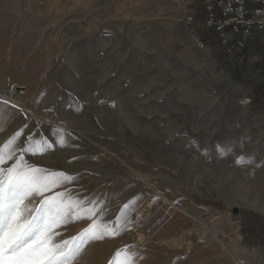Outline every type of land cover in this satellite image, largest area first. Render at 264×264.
<instances>
[{"label":"rangeland","instance_id":"374dc122","mask_svg":"<svg viewBox=\"0 0 264 264\" xmlns=\"http://www.w3.org/2000/svg\"><path fill=\"white\" fill-rule=\"evenodd\" d=\"M67 1L46 0L43 16L31 6L27 31H18L15 6L1 21L0 144L18 130L21 148L29 135L63 134L65 146L29 163L77 176L67 187L104 202L102 223L130 221L118 236L84 245L73 264H109L125 246L133 264H264V249L241 234L249 213L264 216V114L253 99L239 105L264 84L259 37L245 49L249 73L234 77L215 40L197 47L188 30L149 17L151 6ZM102 28L113 37H99ZM148 201L157 208L138 219ZM90 222L61 226L57 239L71 240Z\"/></svg>","mask_w":264,"mask_h":264},{"label":"snow or ice","instance_id":"6c2138e0","mask_svg":"<svg viewBox=\"0 0 264 264\" xmlns=\"http://www.w3.org/2000/svg\"><path fill=\"white\" fill-rule=\"evenodd\" d=\"M22 135L18 130L0 144V264H73L88 242L118 236L130 223L126 217L102 223L104 202L80 199L67 187L77 176L38 167L26 158L65 146L64 135L58 134L54 141L29 135L21 148L17 144ZM243 161L241 156L236 162ZM37 197L39 203L33 204ZM128 207L125 204L122 212ZM82 219L91 222L77 236L57 239L58 228ZM134 255L125 246L109 264H133Z\"/></svg>","mask_w":264,"mask_h":264},{"label":"built area","instance_id":"2783aa9c","mask_svg":"<svg viewBox=\"0 0 264 264\" xmlns=\"http://www.w3.org/2000/svg\"><path fill=\"white\" fill-rule=\"evenodd\" d=\"M204 10L202 21L194 20V12L190 11L183 20L188 25H193L201 31L211 32L217 39L221 54L229 64L243 63L244 50L247 44L259 37L261 54H264V0H201ZM99 37L111 39L113 32L102 28ZM195 45L204 48L202 37L194 39ZM252 98L243 95L239 99L242 108H249ZM71 106L67 105L66 109ZM157 204L152 201L145 202L137 210L136 217L146 220L155 211Z\"/></svg>","mask_w":264,"mask_h":264},{"label":"crops","instance_id":"0c3cea01","mask_svg":"<svg viewBox=\"0 0 264 264\" xmlns=\"http://www.w3.org/2000/svg\"><path fill=\"white\" fill-rule=\"evenodd\" d=\"M45 1L46 0H0V25H1V21L6 19L7 11L10 8H12V6L13 7L15 6V8H19L18 12L20 13L16 17L17 23L19 25L18 31L19 32L20 31L23 32L24 30L27 31L28 29H30V26L28 24H29V20L31 19L30 18L31 6H37L38 16H41V15L43 16V14L40 13V11H41V8L43 6H46ZM201 4H202L201 0H137L136 6H147V7L151 6L154 8V12L150 13L151 16H149V17H156V16L161 17V16H163L164 19L166 20L165 23L171 25L174 30L182 31V29H184L185 31H187L190 29L188 24H186V22L183 21L182 19L179 22H175V18L177 16H180L181 18H183L186 14H188L190 11H192V12H194V20L196 22L202 21V19L204 17V10H203V7ZM17 6H19V7H17ZM65 6H68L67 0H65ZM38 9H40V11H38ZM44 15H45V13H44ZM121 16L122 15H120V14H115L113 19L120 18ZM22 25H25V26L21 27ZM2 29H6V28L3 27ZM0 31H1V27H0ZM199 31H200L201 35L204 36V39L207 38V40H209L211 38L212 40H215L217 42V39L212 35L211 32H208V31L203 32L201 30H199ZM4 33H5V30H4ZM188 33L193 38V41H194V39L197 37V34L195 32L194 33L191 32L190 30ZM2 38L0 37V44H2L4 41V38L3 39ZM16 41H17V43L19 42V40H16ZM205 44L207 45L206 42H205ZM249 44H252V41H250L247 44L246 48L249 46ZM22 47L25 48L23 43H22ZM243 53H244V55L246 54L245 50ZM244 60H243V62H244ZM237 65L243 66V63H239ZM237 65H235V66H237ZM244 69L246 72L245 74L249 73L250 68H247L244 66ZM242 76H244V75H242ZM260 208H262V209H259V211L258 210L257 211L260 214L264 215V212H263L264 207L262 206Z\"/></svg>","mask_w":264,"mask_h":264},{"label":"trees","instance_id":"16d2710c","mask_svg":"<svg viewBox=\"0 0 264 264\" xmlns=\"http://www.w3.org/2000/svg\"><path fill=\"white\" fill-rule=\"evenodd\" d=\"M203 41L208 43L207 38L204 39V36L202 37ZM256 44L254 45V48H256ZM216 55L217 50L213 51ZM223 67H226L225 62H221ZM234 73V77H243L241 74H245V69L242 65H237L234 70L232 71ZM243 74V75H244ZM252 107L256 110L264 114V84L258 85L252 90ZM244 228L241 231L242 235L247 236V242L251 245H258L261 246L264 249V216L249 213L248 217H245L243 220Z\"/></svg>","mask_w":264,"mask_h":264},{"label":"bare ground","instance_id":"6f19581e","mask_svg":"<svg viewBox=\"0 0 264 264\" xmlns=\"http://www.w3.org/2000/svg\"><path fill=\"white\" fill-rule=\"evenodd\" d=\"M189 31V30H188ZM37 116H41L42 117V115H40V114H37ZM45 119L47 118L49 121V124H51L50 122H54V123H56V125H57V123H58V125H59V122H60V120L58 121L57 120V118L55 117V116H46V117H44ZM48 124V123H47ZM63 124V123H62ZM61 124V125H62ZM246 176L248 177V178H250L251 176H253V173L251 172V171H248L247 173H246ZM251 207H254L255 209H258L259 207H257V206H253V205H250ZM259 209H262V208H259ZM264 212V211H263ZM128 228V227H127ZM225 249H226V251H227V248L226 247H224ZM129 249V248H128ZM241 249V248H240ZM97 251V250H96ZM228 253H229V255H231V253L229 252V251H227ZM257 252V251H256ZM92 254L94 255V252H92ZM91 254V255H92ZM98 255H99V251H98V253H97ZM92 255V256H93ZM95 257H96V254H95ZM91 258V257H90ZM95 259V258H94ZM247 261V260H246ZM237 262V264H245V263H241V262H239V261H236Z\"/></svg>","mask_w":264,"mask_h":264},{"label":"water","instance_id":"95a60500","mask_svg":"<svg viewBox=\"0 0 264 264\" xmlns=\"http://www.w3.org/2000/svg\"><path fill=\"white\" fill-rule=\"evenodd\" d=\"M232 212L236 214V213L238 212V208H237L236 206H234V207L232 208Z\"/></svg>","mask_w":264,"mask_h":264}]
</instances>
